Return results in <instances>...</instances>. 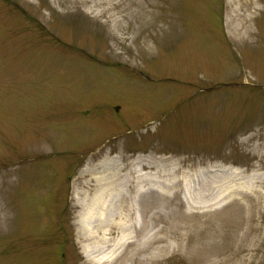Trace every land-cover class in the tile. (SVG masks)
Instances as JSON below:
<instances>
[{
	"label": "rangeland",
	"instance_id": "obj_1",
	"mask_svg": "<svg viewBox=\"0 0 264 264\" xmlns=\"http://www.w3.org/2000/svg\"><path fill=\"white\" fill-rule=\"evenodd\" d=\"M230 1L0 0V264H110L80 218L136 159L216 184L130 173L146 224L113 260L264 264V0ZM149 224L182 246L155 261Z\"/></svg>",
	"mask_w": 264,
	"mask_h": 264
},
{
	"label": "bare ground",
	"instance_id": "obj_2",
	"mask_svg": "<svg viewBox=\"0 0 264 264\" xmlns=\"http://www.w3.org/2000/svg\"><path fill=\"white\" fill-rule=\"evenodd\" d=\"M241 1L244 0H238L236 6H234V1H230L231 8L229 14L227 15L228 22L232 15H236V12L238 13L240 6H242L241 8H248L247 4H249V1H247V4ZM148 166L151 167L143 159H136L131 163L130 171L122 173V188L119 190L121 201L119 207L116 210H111V207H109L110 205L106 202V200L98 202L97 206L93 208L92 206H88L84 203V213L80 218V222L86 228L87 232H85V235L95 238V246L90 249H87L83 246L82 252L92 263L110 259V264H121V260L120 262L115 261L117 260V257L122 256V254L126 252L125 247L134 244L138 235H141L144 231V226L146 223L143 222L144 213L142 210L140 208L133 207L131 204H125V202H123L124 189L127 182L130 181V173L136 174L138 172L135 177L137 183L136 187L139 190H141L140 188L144 184H152L162 181L164 186L171 188L176 183L181 181V186L188 191H191L190 187L192 184H206L209 186L216 184L214 181L207 180L209 178L203 177V172L200 170H196L195 173H191L190 175L187 174L179 176L180 174L177 173L178 168L176 164L171 166V171L167 174H160L164 180H158V176L156 174L141 175L139 170H145ZM120 167V169L123 170L125 166ZM165 175H167V177H165ZM96 182L97 184H100L101 180L96 177ZM184 200L188 203L187 210H189L192 207L191 201L187 196H185ZM89 218L93 219V224L90 225L91 227H88L87 223ZM154 227L155 226L149 224V230L144 234V241L142 243L147 244V247L151 248V255H153L155 261H157V257L160 254L168 255L172 253L176 247L178 248L182 245L178 242L172 241L166 237V235L163 236L161 233H163L165 230L162 227L159 229H154ZM179 237L180 240H183L186 236L182 233ZM143 251L144 250L142 246H137L135 252L127 255V257L125 256V261L135 264L137 262L136 256L138 255V252ZM115 257L116 259L113 260Z\"/></svg>",
	"mask_w": 264,
	"mask_h": 264
},
{
	"label": "water",
	"instance_id": "obj_3",
	"mask_svg": "<svg viewBox=\"0 0 264 264\" xmlns=\"http://www.w3.org/2000/svg\"><path fill=\"white\" fill-rule=\"evenodd\" d=\"M228 84H226V83H220V84H217V85H215V86H213V87H210V88H207V89H204L205 91H210V90H212V89H214V88H218V87H221V86H227ZM116 110H118V107H116Z\"/></svg>",
	"mask_w": 264,
	"mask_h": 264
}]
</instances>
